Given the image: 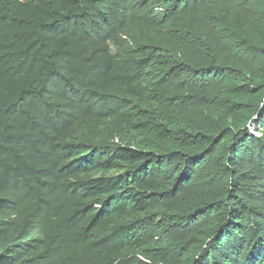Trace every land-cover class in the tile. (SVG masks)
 Segmentation results:
<instances>
[{
  "label": "trees",
  "instance_id": "trees-1",
  "mask_svg": "<svg viewBox=\"0 0 264 264\" xmlns=\"http://www.w3.org/2000/svg\"><path fill=\"white\" fill-rule=\"evenodd\" d=\"M0 264H264V0H0Z\"/></svg>",
  "mask_w": 264,
  "mask_h": 264
}]
</instances>
